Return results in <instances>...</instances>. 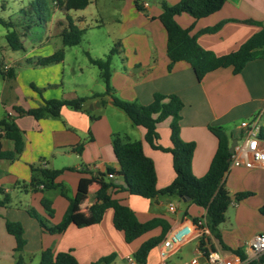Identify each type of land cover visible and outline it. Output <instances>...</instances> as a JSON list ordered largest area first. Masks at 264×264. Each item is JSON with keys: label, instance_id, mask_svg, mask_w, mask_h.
Returning <instances> with one entry per match:
<instances>
[{"label": "crops", "instance_id": "obj_1", "mask_svg": "<svg viewBox=\"0 0 264 264\" xmlns=\"http://www.w3.org/2000/svg\"><path fill=\"white\" fill-rule=\"evenodd\" d=\"M136 1L143 10L136 8ZM161 1L150 3L149 0H116L119 14L116 17V33L110 39L111 43L102 47L101 55L90 57L105 56L112 47L111 44L118 41L121 50L111 59L110 85L114 96L142 105L149 104L156 92L174 93L181 98L183 106L179 112V136L184 141L195 143L191 171L194 176L200 177L207 171L217 146L215 136L208 129L209 125L222 126L228 135L229 144L235 139L236 143L245 146L239 123L243 119L259 115L260 136H264V121L261 123L264 114V58L248 61L239 73H233L230 66L214 69L200 81L186 61H176L168 70L166 31L157 18L162 11ZM164 1L173 5L180 0ZM144 2L147 4L144 5ZM66 16L68 14L63 16L64 23L59 17L61 30L66 25ZM174 18L181 27L190 29V34L196 37L201 47L216 55H223L236 50L264 26V0H225L219 10L205 17L195 19L183 12ZM83 20V16H76V21ZM219 22L223 24L216 31H204ZM62 61L64 63V58ZM88 65L93 64L89 61ZM8 66H12L11 63ZM83 66L76 62L70 66V72L74 76L70 81L71 87H66V91L61 82V89L39 94L25 81L14 77L0 92V117L10 115L14 118L23 137L21 151L11 160H0V200L7 198V203L0 205V264H14L17 255L21 256L25 264H38L40 254L45 249L51 250L53 254L68 251L79 264H91L103 256L114 254V259L109 264H116L118 256L125 259L127 255H133L143 241L161 232V227L158 226L127 243L123 232L114 227L113 211L108 208L98 223L82 227L70 224L60 233H49L27 212V208H33L50 223L56 224L67 208L68 199L58 187L46 188L40 184L35 189L27 188L26 184L32 174L37 175V171L44 168L60 170L53 182L62 184L71 197L82 182L84 196L76 210L85 213L95 201L94 192L98 188L92 175L105 172L108 167L119 169L111 145L113 134L141 141L144 154L153 161L158 189L168 185L174 178L171 154L152 147L145 140V129L134 125L113 104L111 95L102 97L101 103L100 98L87 100L84 107L92 105L90 113L63 105L58 116L44 115L35 118L28 114L20 115L13 109V106H20L25 110L35 108L45 99H71L104 91L105 85L99 71V79L79 77L83 74ZM52 76L54 79L40 80L36 83L37 86L42 87L45 82L57 84V71ZM80 86L83 87L80 89ZM96 102L98 106L95 105ZM90 114L98 117L90 119ZM170 120L167 118L157 125V143L162 147L171 145ZM1 143L3 148V138ZM224 185L230 194L246 191L253 195L231 203L234 224L220 230V241L210 236V247L229 257L238 254L237 250L244 253L252 236L264 233V216L259 212V207L264 204V165L251 168L232 166L225 174ZM110 193L113 198L132 209L140 221L153 217L167 220L170 228L165 236L171 229L187 225L193 218L205 214L204 208L188 201H185V210L178 209L175 204L176 210L168 211L170 198L177 196L148 199L121 189H112ZM42 198L50 200V207L54 211L52 217L46 215L41 205ZM7 220L18 221L22 225L25 243L19 253L14 251V236L6 231ZM234 228L238 229L237 233H233ZM160 242L155 246L157 249Z\"/></svg>", "mask_w": 264, "mask_h": 264}, {"label": "trees", "instance_id": "obj_2", "mask_svg": "<svg viewBox=\"0 0 264 264\" xmlns=\"http://www.w3.org/2000/svg\"><path fill=\"white\" fill-rule=\"evenodd\" d=\"M225 0H180L170 5L164 0L161 1L162 11L157 17L162 23L166 31V55L169 59L167 69L170 70L176 61H186L195 77L200 81L204 75L214 69L220 67H231L233 73H239L245 64L255 58H264V26L247 38L234 51L223 55H216L214 52L201 47L196 37L190 34L189 28L181 27L175 20L174 16L180 13H188L197 19L205 17L221 8ZM90 0H29L25 9L22 8L25 18L17 22L20 28L24 29L35 25L39 20V13L44 11L47 15H51L53 8L60 7V10H80L84 9ZM136 3V8H143ZM247 22H253L247 20ZM255 22V21H254ZM261 25L259 22H255ZM0 24L7 28L5 34L6 42L10 49L17 50L22 47L20 34L14 29V23L9 19L0 17ZM223 22H219L212 27L204 29L206 32L216 31ZM82 30L74 23L73 19L66 16V25L60 31L62 44L64 46L76 45L80 42ZM24 35V31L21 36ZM121 44L116 41L113 46L103 57H88L90 63L95 65L102 78L105 89L102 92H94L89 96L66 98L45 99L43 103L35 108L23 109L20 106H13V109L20 115L28 114L35 118L44 115L58 116L59 110L63 105L70 106L74 109L83 110L90 113V109L84 107L89 99L100 98L105 95H111L113 104L121 109L131 120L134 125H140L145 129V140L154 148L169 152L172 156V167L174 170V178L172 181L158 189L156 187V173L151 158L146 156L142 149L141 141L128 140L118 134H113L111 145L113 153L118 161L119 169L115 170L111 167L106 168L105 172H97L92 175V180L98 184V188L94 192L95 201L90 204L85 213L76 210L80 199L84 196L81 183L77 187L74 196L69 197L64 190V186L54 183L53 180L60 173L59 169L40 168L37 175H33L26 184L27 188L35 189L37 185L42 184L46 188L58 187L63 196L68 199L67 208L61 220L52 224L49 220L38 214L33 208H27L28 214L35 218L43 230L49 233H60L70 224L78 227L88 226L98 223L106 209L111 208L113 211L112 222L116 229L121 230L124 234V240L131 242L142 234L150 231L155 227H161V232L157 236H153L143 241L133 256L139 262H144L149 251L155 247L165 236L170 228V224L161 217H153L146 221H140L134 211L127 205L121 203L111 196L112 189L125 190L130 194L139 195L144 198L153 199L158 195L189 197L188 203L195 204L205 209L206 225L209 229L210 236L218 241L221 240L219 225L226 219L225 213L228 206L240 196L251 194V192H239L234 194L232 198L230 192L224 185V177L229 169V138L224 128L219 125H209V131L217 140L216 150L211 158L210 164L204 175L196 177L191 171V160L195 148L193 141H184L179 136L180 110L183 102L181 98L174 94H163L156 92L153 100L146 105L139 104L135 101H126L112 94L110 85L111 59L112 56L120 52ZM63 51L58 49L51 55L39 58L35 61L36 65H47L62 61ZM29 62V60H27ZM31 62V61H30ZM0 75L4 79H13L15 77L12 66L5 67L0 52ZM31 87L39 94L37 87L31 84ZM98 116L91 115L90 119ZM170 118V142L169 147H162L157 143L159 134L157 131L158 123ZM264 138V136L262 135ZM12 141V149H3L1 139ZM81 146V144L79 145ZM23 147L22 132L17 126L14 118L10 115L0 117V160L13 159ZM113 177H108V174ZM117 177L121 178L126 186L115 184L113 180ZM7 203V198L0 200V205ZM50 200L41 199V205L46 211L48 217L53 216V209L50 207ZM259 212L264 216V204L259 207ZM195 219V218H193ZM6 231L15 238L14 251L19 253L25 243L23 238V228L20 222L7 220L5 222ZM210 241V237L207 238ZM202 244V240H200ZM242 257L244 253L241 250L236 251ZM14 264H25L21 260V256L17 255ZM114 254L103 256L91 264H109L113 261ZM38 264H79L74 255L70 252H58L53 254L51 250L45 249L40 254ZM246 264H264V253Z\"/></svg>", "mask_w": 264, "mask_h": 264}, {"label": "rangeland", "instance_id": "obj_3", "mask_svg": "<svg viewBox=\"0 0 264 264\" xmlns=\"http://www.w3.org/2000/svg\"><path fill=\"white\" fill-rule=\"evenodd\" d=\"M28 1L29 0H0V17L6 20L9 19L12 23H14V29L20 34L22 44L20 49H10L5 38L7 28L0 24V52L5 67L8 66V63H11L16 79L25 81L30 88H32L31 84H33L39 89L41 94L44 91H54L57 88L61 89V82L65 86L63 90L66 91V87H71V80L74 75L70 72V66L75 62L84 65L83 74L79 75V77L82 79H88L89 77H96L99 79L97 76L99 70L95 65H88V57L90 55H101L100 51H102V47L111 43L110 39H112L113 35L116 33V28L118 26L116 17H119L116 10V0H90L91 2L85 9L69 10L66 12H63L62 9L60 11V7L58 6L53 8L54 10L50 16L44 11L40 12V19L37 20L35 25L22 29L20 28V24L17 26V22L22 20V17L25 18L22 8L25 9ZM149 1L150 3L155 2V0ZM65 14H68L79 29L82 30L80 42L76 45L64 46L62 44L61 36L59 35L61 25L58 24V20H60L59 17H61L63 20L60 21L64 23L65 18L63 16ZM78 15L83 16L84 20L81 22L76 21V16ZM24 22L27 24L28 20L25 18ZM23 31L24 35L21 36ZM111 45L113 46V44ZM58 49H62L63 51L64 63L62 61L61 63L54 62L47 65L35 64L37 59L49 56ZM27 60H29V62H27ZM88 68H91V70ZM55 71L58 73V76L56 77L58 78L56 80L58 81L57 84H54V82H45L42 87L37 86L36 83L40 80L45 81L50 78L54 79L52 74ZM9 80L10 79H4L0 75V92L9 84L11 81ZM82 87L83 86H80V89ZM263 121L264 114L262 115L261 123ZM11 147L12 142L4 139L3 148L10 149ZM67 195L71 197L68 193ZM232 195H234V193H232L231 196ZM252 196V193L245 196L242 195L237 199H234V201L238 202L239 200L247 199ZM170 201L176 204L178 209H186L187 203L182 201L179 197H171ZM232 210L233 205L230 204L225 213L226 219L219 225V230H222L223 227L230 228L229 226L232 223L234 224L232 219ZM248 229L251 228L249 227ZM237 230V228H234L233 233H237ZM195 245V241L185 243L178 251L174 252L167 259V263H179L183 260L190 259L193 256ZM146 260L145 261L149 264H154L155 260L157 262V247L152 248L149 255L146 257ZM116 264H126V261L123 257L118 256L116 258Z\"/></svg>", "mask_w": 264, "mask_h": 264}, {"label": "built area", "instance_id": "obj_4", "mask_svg": "<svg viewBox=\"0 0 264 264\" xmlns=\"http://www.w3.org/2000/svg\"><path fill=\"white\" fill-rule=\"evenodd\" d=\"M144 5L147 3L144 2ZM239 126L243 130L245 146L235 143L233 151L229 157V168L232 166H245L248 168L264 165V139L260 136V116L256 115L240 121ZM112 178L113 174L109 173ZM175 204L168 203V211L174 212ZM210 237L209 229L206 225L205 214L196 217L187 225H179L171 229L161 240L158 247V260L154 264H168L167 259L182 245L189 241H196L193 256L190 259L179 263L171 264H246L254 259H258L264 253V233H257L247 243L244 256L233 254L229 257L220 251L210 247L207 238ZM202 240V244L200 243ZM126 264H149L146 261L139 262L133 255L125 257Z\"/></svg>", "mask_w": 264, "mask_h": 264}, {"label": "water", "instance_id": "obj_5", "mask_svg": "<svg viewBox=\"0 0 264 264\" xmlns=\"http://www.w3.org/2000/svg\"><path fill=\"white\" fill-rule=\"evenodd\" d=\"M95 105L98 106V102H96ZM89 108H92V105H89ZM235 143H236V140H235V139L231 140V142H230V144H229V148H228L229 153H232V151H233V146H234ZM113 182H114L115 184H121V185H123L124 187L126 186L125 182H124L123 180H121V179H115V180H113ZM181 200L184 201V202H185V201H189V197H181Z\"/></svg>", "mask_w": 264, "mask_h": 264}]
</instances>
